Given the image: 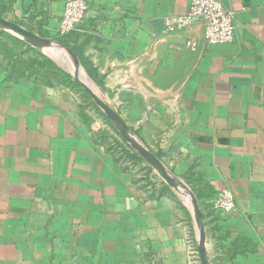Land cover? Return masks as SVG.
I'll list each match as a JSON object with an SVG mask.
<instances>
[{
	"label": "crops",
	"instance_id": "crops-1",
	"mask_svg": "<svg viewBox=\"0 0 264 264\" xmlns=\"http://www.w3.org/2000/svg\"><path fill=\"white\" fill-rule=\"evenodd\" d=\"M84 1L69 74L91 77L183 191L102 146L76 88L16 80L0 60V264H264V0H219L235 21L219 45L202 19L167 32L192 0ZM66 2L0 0V17L53 36ZM224 189L233 211L213 206Z\"/></svg>",
	"mask_w": 264,
	"mask_h": 264
},
{
	"label": "rangeland",
	"instance_id": "rangeland-1",
	"mask_svg": "<svg viewBox=\"0 0 264 264\" xmlns=\"http://www.w3.org/2000/svg\"><path fill=\"white\" fill-rule=\"evenodd\" d=\"M20 25L39 37L48 38L53 42L59 38L58 36L43 35L41 29L29 20L22 21ZM54 51L51 44L34 42L23 34L0 25V60L13 78L51 82L53 85L61 81L64 86L76 88L78 99L81 102L78 112L83 117L85 124L91 125L95 120L101 122V127L96 135L98 142L118 160L125 162L127 169H132L141 179H145L147 185L157 186L161 190L167 188L169 184L166 185L168 182L159 169L146 160L133 142L122 134L119 124L109 118L92 93L85 86H80L76 78L62 72L63 65L54 57ZM49 59L52 61L51 64L48 63ZM68 70L66 68L63 71L69 74ZM70 71L73 72V70ZM90 88L100 97L97 87ZM74 94L76 93L74 92ZM128 132L132 139L140 142L133 132Z\"/></svg>",
	"mask_w": 264,
	"mask_h": 264
},
{
	"label": "built area",
	"instance_id": "built-area-1",
	"mask_svg": "<svg viewBox=\"0 0 264 264\" xmlns=\"http://www.w3.org/2000/svg\"><path fill=\"white\" fill-rule=\"evenodd\" d=\"M87 4L84 0H68L60 20L58 35L65 36L78 30L85 20ZM196 19L205 22V40L208 44H228L235 39L234 12L219 0H192L186 13L169 16L165 19L167 32L176 33L189 27ZM198 41L189 39L187 48L196 51ZM217 210L230 212L236 209V202L231 189L222 190L213 200Z\"/></svg>",
	"mask_w": 264,
	"mask_h": 264
},
{
	"label": "water",
	"instance_id": "water-1",
	"mask_svg": "<svg viewBox=\"0 0 264 264\" xmlns=\"http://www.w3.org/2000/svg\"><path fill=\"white\" fill-rule=\"evenodd\" d=\"M0 25H3V26H6L12 30H15V31L23 34L24 36H26L30 40H33L34 42H38L40 44H51L53 46V48L55 49V51H54L55 56L54 57L57 58V60L63 65V67L67 68L69 70H73V71L75 70V66L72 63L71 57H69L70 56V54H69L70 49L69 48H67L63 45H60L57 42H53V41L49 40L48 38H41L38 35H36L35 33L28 31L27 29H25L21 25H19L17 23L15 24V22L6 20L2 17H0ZM80 75L86 83V85H85L86 89L92 93V95L96 99L97 103L102 107V109H104V111L107 113L109 118H111L113 121H115L116 123L119 124L122 134L128 140L133 142L136 149L142 154V156H144V158L146 160H148L151 164H153L154 166H156L159 169L162 176L165 178V180L169 184H171L172 186H174L176 188H180L183 191V188L181 186H179L180 183L168 174L167 169L162 164V162L148 148H146L143 144H141V142H136L134 139H132V136L128 132L130 130L125 125V123L123 122L121 117L118 115V113L115 110H113L105 101H103V99L101 97H99L97 94H95L93 92V90L90 88L94 85L91 77L84 74L82 71L80 72Z\"/></svg>",
	"mask_w": 264,
	"mask_h": 264
},
{
	"label": "trees",
	"instance_id": "trees-1",
	"mask_svg": "<svg viewBox=\"0 0 264 264\" xmlns=\"http://www.w3.org/2000/svg\"><path fill=\"white\" fill-rule=\"evenodd\" d=\"M0 16H1V14H0ZM41 32H42V34L43 35H45V36H51V37H55V36H58L59 38L58 39H56L55 41L58 43V44H60V45H68V46H70L69 44H68V38H66L68 35H70V34H73L74 32H76V31H72L71 33H69V34H67V35H65V36H60V35H58V33H56L55 35H49V32H47V31H44L43 29H41ZM73 50H74V48H73ZM75 51V50H74ZM80 58H81V60L83 61V63H85V65L87 66V71H88V73L92 76V70H91V68H90V66H88V63L86 62V59L84 58V57H82V56H79ZM48 63H52V61L49 59L48 60ZM62 72H64L66 75H69L70 76V74H67V72H65V71H63L62 70Z\"/></svg>",
	"mask_w": 264,
	"mask_h": 264
}]
</instances>
